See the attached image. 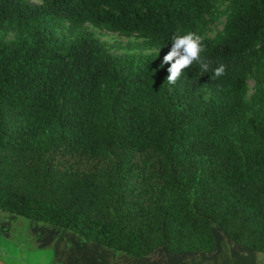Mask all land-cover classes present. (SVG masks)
Wrapping results in <instances>:
<instances>
[{
    "label": "trees",
    "instance_id": "obj_1",
    "mask_svg": "<svg viewBox=\"0 0 264 264\" xmlns=\"http://www.w3.org/2000/svg\"><path fill=\"white\" fill-rule=\"evenodd\" d=\"M42 1L0 0V30L30 33L0 41L3 229L30 220L52 264H264V89L254 132L246 121L264 0H232L224 32L200 35L223 77L193 64L175 85L158 56L110 54L82 28L171 48L178 28L205 27L213 0ZM59 153L98 162L60 170Z\"/></svg>",
    "mask_w": 264,
    "mask_h": 264
},
{
    "label": "rangeland",
    "instance_id": "obj_2",
    "mask_svg": "<svg viewBox=\"0 0 264 264\" xmlns=\"http://www.w3.org/2000/svg\"><path fill=\"white\" fill-rule=\"evenodd\" d=\"M28 1L36 4L43 2L42 0ZM232 15V0H213V8L205 16V27L196 29L193 33L204 37L216 38L224 32V27ZM48 21L56 25L62 36L73 38L69 32L67 22L56 19H50ZM82 30L94 32L104 44L108 53L120 56H132L136 57V60L156 55L163 62L164 56L171 49L170 47L155 43L138 35L126 37L100 29L91 24H85ZM29 35L30 33L20 32L18 30L4 29L0 30V41L17 42L27 38ZM126 68L128 67L126 66ZM125 71L129 72L127 69ZM163 76L164 74L159 75L161 79H163ZM163 83H165L164 79L159 81V84ZM261 88L264 89V62L260 73L252 74L247 81L246 121L250 132H254L252 127L259 108L258 95L260 94L259 91ZM206 96L211 97V91H208ZM238 130L239 128H235V132ZM94 162H98V160L94 161L88 156L79 157L59 153L56 159V166L60 170H88L92 169ZM22 221V226H17L7 231L3 229L2 220L0 219V264H52L54 260L53 251L51 249L37 248L29 236L30 220L23 219Z\"/></svg>",
    "mask_w": 264,
    "mask_h": 264
},
{
    "label": "clouds",
    "instance_id": "obj_3",
    "mask_svg": "<svg viewBox=\"0 0 264 264\" xmlns=\"http://www.w3.org/2000/svg\"><path fill=\"white\" fill-rule=\"evenodd\" d=\"M206 51L204 38L196 33L187 32L181 34L178 28L177 33L172 36V46L170 51L163 58V65H170L167 71L169 75L166 83L175 85L184 75L185 70L193 64L199 66L201 73L212 71L211 80L219 79L226 74V66L220 64L215 69L210 68V62L202 53Z\"/></svg>",
    "mask_w": 264,
    "mask_h": 264
}]
</instances>
